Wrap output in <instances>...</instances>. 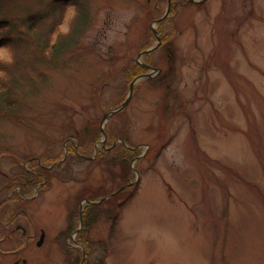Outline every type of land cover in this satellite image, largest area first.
Listing matches in <instances>:
<instances>
[{
  "label": "rangeland",
  "instance_id": "obj_1",
  "mask_svg": "<svg viewBox=\"0 0 264 264\" xmlns=\"http://www.w3.org/2000/svg\"><path fill=\"white\" fill-rule=\"evenodd\" d=\"M81 1L74 44L27 50L40 91L0 117V264H264V0H174L168 51L140 58L168 0ZM138 58L158 70L104 136Z\"/></svg>",
  "mask_w": 264,
  "mask_h": 264
},
{
  "label": "trees",
  "instance_id": "obj_2",
  "mask_svg": "<svg viewBox=\"0 0 264 264\" xmlns=\"http://www.w3.org/2000/svg\"><path fill=\"white\" fill-rule=\"evenodd\" d=\"M77 5L79 8L74 9L73 16H76L77 9L80 12L74 19L72 16V29L70 28L67 32L62 31L61 26L67 10ZM84 15L85 10L81 0H33L30 3H24L21 0H0V45H9L13 51H17V54H14L15 67H11L12 63H6L1 67L6 69V72L8 69H14L0 78V117L19 120L24 115L25 101L40 91L42 82L30 78L31 76H27L20 69L23 65H19V61L26 60V51L34 49V56H31L32 63L45 62L50 65L56 62L55 57L74 44V34L85 20ZM160 24L158 30L162 37V44L168 51L172 34L162 29L164 20ZM147 70L140 62H134L133 68L128 72V79L132 80ZM23 82L28 83V89L22 87L26 85ZM127 150L135 154L134 149L127 148ZM135 189V186L131 187L130 193Z\"/></svg>",
  "mask_w": 264,
  "mask_h": 264
},
{
  "label": "water",
  "instance_id": "obj_3",
  "mask_svg": "<svg viewBox=\"0 0 264 264\" xmlns=\"http://www.w3.org/2000/svg\"><path fill=\"white\" fill-rule=\"evenodd\" d=\"M192 1L199 2V1H202V0H192ZM170 6H171V0L168 1V6H167V9H166L164 15L161 16L160 18L154 20V21L151 23V25H150V27H151V29H152V31H153V33H154L156 39H157V44H155L154 46H151V47L145 49L144 51H142V52L139 54V57L142 56L144 53H147L148 51L153 50L154 48H156V47L158 46V44L161 43V37H160V35H159V33H158V30H157V28H156V24H157L159 21L163 20V19L167 16V14H168V12H169V10H170ZM144 65H145L146 67L150 68V69L155 70V68L151 67V66L148 65V64H144ZM151 75H152V73H146V74H142V75L136 77V78L131 82V84H130L129 92H128V95H127L126 99H125V100H124L119 106H116V107H114V108H111L110 110H108L107 112L104 113L103 118H102V122H101V127H100V130H101V132L103 133L104 136H105L104 126H105L107 120L110 118V116H112V115L115 114L116 112L122 110V109H123L128 103H129V101H130V99H131V97H132V94H133L134 85H135L136 81L138 80V78L143 77V76H148V77H149V76H151ZM134 170H135V169H134ZM136 171H137V170H136ZM137 174H138V173H137ZM138 179H139V174H138V176H137V178H136V181L133 182V183H136V182L138 181ZM133 183H132V184H133ZM124 187H125V186H124ZM88 202H89V203H94V201H91V200L88 201ZM81 212H82V211H80V213H81ZM80 219H81V214H80ZM43 238H44V233H42V235H41V237H40V240L38 241V244H41V242L43 241Z\"/></svg>",
  "mask_w": 264,
  "mask_h": 264
},
{
  "label": "clouds",
  "instance_id": "obj_4",
  "mask_svg": "<svg viewBox=\"0 0 264 264\" xmlns=\"http://www.w3.org/2000/svg\"><path fill=\"white\" fill-rule=\"evenodd\" d=\"M69 12H70V15L74 14L71 8L69 9ZM61 27L63 28V30L67 31L69 26L65 24V25H62ZM11 53H12V50L9 45H0V63H9V64L12 63L14 58L11 55Z\"/></svg>",
  "mask_w": 264,
  "mask_h": 264
},
{
  "label": "flooded vegetation",
  "instance_id": "obj_5",
  "mask_svg": "<svg viewBox=\"0 0 264 264\" xmlns=\"http://www.w3.org/2000/svg\"><path fill=\"white\" fill-rule=\"evenodd\" d=\"M16 228H21V229L23 230V234L26 233V229H25L24 227H22L20 224H17V225H16ZM16 262H18V260H17ZM22 262H23L24 264H26V259H23Z\"/></svg>",
  "mask_w": 264,
  "mask_h": 264
}]
</instances>
